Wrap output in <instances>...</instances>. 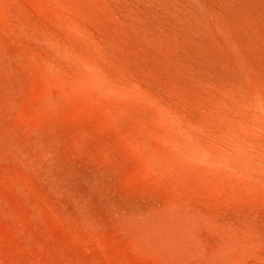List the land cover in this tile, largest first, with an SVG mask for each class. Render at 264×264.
<instances>
[{"label": "rangeland", "instance_id": "rangeland-1", "mask_svg": "<svg viewBox=\"0 0 264 264\" xmlns=\"http://www.w3.org/2000/svg\"><path fill=\"white\" fill-rule=\"evenodd\" d=\"M0 264H264V0H0Z\"/></svg>", "mask_w": 264, "mask_h": 264}]
</instances>
